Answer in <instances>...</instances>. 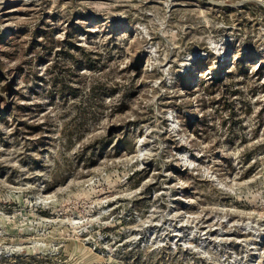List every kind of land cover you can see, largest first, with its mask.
Instances as JSON below:
<instances>
[{"label":"rangeland","instance_id":"374dc122","mask_svg":"<svg viewBox=\"0 0 264 264\" xmlns=\"http://www.w3.org/2000/svg\"><path fill=\"white\" fill-rule=\"evenodd\" d=\"M0 264H264V0H0Z\"/></svg>","mask_w":264,"mask_h":264},{"label":"trees","instance_id":"16d2710c","mask_svg":"<svg viewBox=\"0 0 264 264\" xmlns=\"http://www.w3.org/2000/svg\"><path fill=\"white\" fill-rule=\"evenodd\" d=\"M77 48L80 49L81 46H77ZM67 53L71 57H73V55H74L73 53L69 52V50L67 51ZM90 65H92V64H90ZM56 66L59 68V66H58L57 63H56ZM54 81H55L54 82V85H56V86L58 85V90H59L60 94H64L66 92V90H67L68 87H69V90H71V94H73V95H75L77 93V91H78V88H76L75 86H72V85L69 86V85L65 84L64 81H57V79L54 80ZM92 94H95V93L93 92Z\"/></svg>","mask_w":264,"mask_h":264}]
</instances>
